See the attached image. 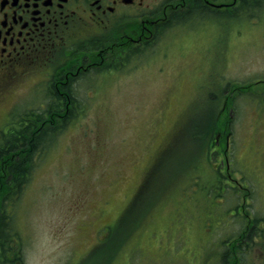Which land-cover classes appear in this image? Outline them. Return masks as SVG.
<instances>
[{
	"label": "rangeland",
	"instance_id": "obj_1",
	"mask_svg": "<svg viewBox=\"0 0 264 264\" xmlns=\"http://www.w3.org/2000/svg\"><path fill=\"white\" fill-rule=\"evenodd\" d=\"M261 9L245 11L237 22L230 15L216 18L222 30L214 22L194 28L181 21L140 57L79 79L82 93L90 88L82 100L86 111L47 150L14 201L23 256L16 264H221L214 254L204 260L208 250L198 245L237 233L242 222L231 219L213 235L206 218L218 210H208L202 195L189 203L187 166L197 152L195 160L207 168L204 150L211 148L226 168L223 142L230 131L238 171L232 178H247L264 208ZM234 86L252 88L235 93ZM22 93L18 103L37 98L33 90ZM212 114L226 124L223 133L191 139L197 119L205 128ZM157 164L164 168L156 189L147 191L144 204L132 205Z\"/></svg>",
	"mask_w": 264,
	"mask_h": 264
},
{
	"label": "flooded vegetation",
	"instance_id": "obj_2",
	"mask_svg": "<svg viewBox=\"0 0 264 264\" xmlns=\"http://www.w3.org/2000/svg\"><path fill=\"white\" fill-rule=\"evenodd\" d=\"M262 7L258 19L264 15V0H0V139L10 128L20 90L23 95L33 90L37 98L49 102L65 97L68 113L74 99L89 94V87L82 93L79 79L110 68L109 51L122 52L111 63L121 67L127 47L143 51L181 21L194 28L214 22L219 28L218 17L230 15L237 22L245 18V11ZM9 154L0 162L12 163L14 153ZM10 193L0 205V218L6 215L8 223Z\"/></svg>",
	"mask_w": 264,
	"mask_h": 264
},
{
	"label": "trees",
	"instance_id": "obj_3",
	"mask_svg": "<svg viewBox=\"0 0 264 264\" xmlns=\"http://www.w3.org/2000/svg\"><path fill=\"white\" fill-rule=\"evenodd\" d=\"M93 44L89 43V46H93ZM120 53L122 54L116 48L113 52L109 51L108 56L112 62L118 61ZM129 55L127 53L126 58ZM127 60H129V57ZM50 102L36 101L31 105L19 107L12 115L9 123L10 128L0 139L2 141L0 143V160L3 156L7 159L11 152L14 153L15 160L8 165L0 162L1 194L13 190V197L17 195L16 199L22 193L44 154L52 147L65 128L77 119V111L80 109L82 100L74 99L68 113H65L67 106L65 97H59L58 100ZM218 115H223V113L220 112ZM213 116V114L210 116L205 128L201 127L203 125L202 120L197 119L191 139L197 140L199 137H206L209 133L212 136L214 132L217 135L223 133L222 128L226 124L220 120L219 116L215 118ZM199 128L202 133L198 132ZM226 133V141L223 142V146H225L223 155L226 162H228L226 168L218 164V157L212 153L211 148L204 150V157L209 165L206 166L207 168L201 162L202 159H199L198 162L195 160L199 157L197 152L192 153L190 157L192 161L187 166L189 172L187 184L189 183L188 190L191 191L188 198L190 203L191 200L202 195L205 201L208 202V210H218L209 211L210 214H207L208 217L206 218L208 226L211 228L212 225L215 226L213 235L219 227H224L230 223L231 219H237V222L241 221L242 226L237 233L222 235L219 237L220 240L212 239L208 244L202 242L198 246L203 251L208 250V257L204 259L206 261L214 254V257L220 258L221 264H252L255 262L256 257H262L261 264H264V208L257 203L255 189L249 190L250 186L247 178L239 182L232 178L233 174L238 171L234 169L231 151L227 150V136L231 133L230 131L228 133V130ZM2 166H6L3 170L4 176L1 173ZM163 168L164 165L157 164L148 171L132 205L144 204L147 191L156 189L158 176L162 174ZM179 181H175L172 185L176 184L175 187L177 188ZM142 198L144 201L141 203ZM228 202L230 203L229 206ZM218 217L219 221H217ZM6 218V215L0 218L1 253L4 255L14 253V257L4 260L2 264L23 262L22 246L13 245L12 247L10 243L11 238L16 241L19 239L15 232L16 229L12 226L11 221L7 222ZM182 243H186V241L179 243V245ZM190 250L193 251L195 248ZM252 257L255 258L251 259Z\"/></svg>",
	"mask_w": 264,
	"mask_h": 264
}]
</instances>
